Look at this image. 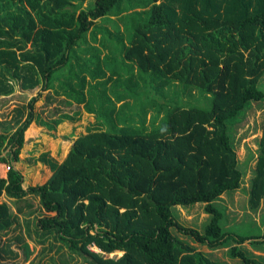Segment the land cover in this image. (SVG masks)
I'll list each match as a JSON object with an SVG mask.
<instances>
[{"label": "trees", "instance_id": "1", "mask_svg": "<svg viewBox=\"0 0 264 264\" xmlns=\"http://www.w3.org/2000/svg\"><path fill=\"white\" fill-rule=\"evenodd\" d=\"M84 1L0 0V95L12 93L15 81L24 90L42 84L26 113L0 121V163L9 167L0 175V234L33 195L45 213L34 229L27 220L28 236L60 242L61 264H221L173 229L211 249L234 240L232 257L263 264L241 248L261 243L263 230L227 227V207L218 201L245 176L234 126L264 102V0H95L83 9ZM89 32L94 44L83 49ZM149 109L163 114L151 130L143 127ZM34 123L52 137L67 131L72 143L61 161L42 154L38 161L52 175L32 185L19 166ZM249 195L258 209L264 128ZM197 203L210 215L204 231L182 224L176 211ZM23 246L28 258L30 245ZM116 251L123 254L111 257Z\"/></svg>", "mask_w": 264, "mask_h": 264}, {"label": "rangeland", "instance_id": "2", "mask_svg": "<svg viewBox=\"0 0 264 264\" xmlns=\"http://www.w3.org/2000/svg\"><path fill=\"white\" fill-rule=\"evenodd\" d=\"M95 0H86L81 5L83 9H88L94 4ZM76 3L80 4L79 1ZM116 23L119 25L121 30H125L124 22L119 17H113ZM102 25L108 27L111 31L115 32V27L112 22L102 21ZM99 23V24H100ZM101 34L98 35V38ZM94 44L92 34L89 32L86 35V41L82 42L81 48L85 49L89 45ZM97 45V44H96ZM30 47V44L28 45ZM79 52V51H78ZM108 52V51H107ZM73 63H76L73 61ZM126 66L130 69L137 70V66L130 65L131 63L125 62ZM71 65V64H69ZM63 67L64 72L67 74V68ZM123 73L130 72V69L123 67ZM62 70V69H61ZM57 73H63V71ZM62 79V78H59ZM59 81V80H58ZM58 81H55V88L59 90L60 96H64L63 91L60 88ZM264 83V76L262 78ZM14 90L8 95H0V121L5 123H13L14 119L19 115V109L26 113V106L29 100L38 94L42 84L35 88L24 90L21 86L20 81L14 82ZM44 95V94H43ZM155 94H152V97ZM196 95H198L196 93ZM150 95H145L148 97ZM43 99L36 103V108L41 111L43 108ZM140 104V103H138ZM82 113L87 111L86 107L81 106ZM142 111V110H141ZM24 113V115H25ZM48 115V114H45ZM137 115V114H136ZM163 114L157 116L156 112L149 109V112L145 116V127L151 130L153 127H157ZM13 119V120H12ZM141 117L137 116V121L140 122ZM264 128V102H254L243 114L241 121L234 126L235 133V146L237 151V157L241 168L245 171L243 183L240 189L230 191L223 194L218 201L219 204L227 207L228 214V225L227 227L245 226L251 225L253 227H260L264 233V199L258 209H252L249 204V194L252 183V178L256 169L257 156L259 151V142L263 135ZM37 123L28 131V142L21 154L20 169L28 177V182L32 185L43 184L52 175V170L49 166L39 162L38 159L44 152H50V157H54L56 160L61 161L64 159L71 146V141L65 139L68 136V132L63 130L58 132L56 137H52L48 132L44 130ZM74 131L71 132L70 136H75ZM8 165L6 163H0V175L7 177ZM2 201L9 202L13 209L16 211V203L10 200L6 196L2 197ZM24 208V213L19 214L18 221L7 233L0 234V264H59L58 253L56 252L60 242L55 241L53 238L47 240L42 245L37 243L38 237L34 232V237L28 236L27 220L31 221V228L34 229V222L38 215L45 213L41 207L40 198L37 196H29L27 202L21 203ZM33 211V215H27L28 212ZM176 211L179 220L182 224L188 227H194L200 231H204L206 223L210 219V215L205 213V204L197 203L189 207L177 206ZM173 233L187 244L191 245L196 249L204 253L208 258L216 263L221 264H245L244 261L238 257L231 256V248L237 243L234 240L229 241L227 246L211 249L207 245L196 242L192 237L182 235L176 229H173ZM261 243H251L246 241L241 248L246 251L249 256L256 259L264 264V236L261 238ZM24 242H28L30 245V254L26 258V251L23 246ZM55 244V248L50 250V246ZM95 251L101 252L95 246L92 247ZM102 253V252H101ZM123 252H113L111 257L121 256ZM55 257L56 260H53ZM255 264V263H252Z\"/></svg>", "mask_w": 264, "mask_h": 264}, {"label": "crops", "instance_id": "3", "mask_svg": "<svg viewBox=\"0 0 264 264\" xmlns=\"http://www.w3.org/2000/svg\"><path fill=\"white\" fill-rule=\"evenodd\" d=\"M59 97H64V98H65L66 96L64 95V96H59ZM81 106H84V107H85V105H84V104H82ZM84 114H85V113H84ZM86 114H87V112H86Z\"/></svg>", "mask_w": 264, "mask_h": 264}, {"label": "bare ground", "instance_id": "4", "mask_svg": "<svg viewBox=\"0 0 264 264\" xmlns=\"http://www.w3.org/2000/svg\"><path fill=\"white\" fill-rule=\"evenodd\" d=\"M119 253L121 252V251H118Z\"/></svg>", "mask_w": 264, "mask_h": 264}, {"label": "built area", "instance_id": "5", "mask_svg": "<svg viewBox=\"0 0 264 264\" xmlns=\"http://www.w3.org/2000/svg\"><path fill=\"white\" fill-rule=\"evenodd\" d=\"M8 170H9V167H8Z\"/></svg>", "mask_w": 264, "mask_h": 264}]
</instances>
